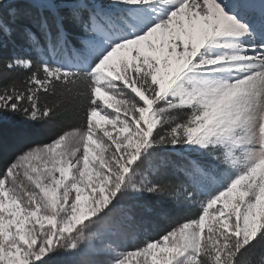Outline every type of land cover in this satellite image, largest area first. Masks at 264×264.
<instances>
[{
    "label": "snow or ice",
    "instance_id": "obj_1",
    "mask_svg": "<svg viewBox=\"0 0 264 264\" xmlns=\"http://www.w3.org/2000/svg\"><path fill=\"white\" fill-rule=\"evenodd\" d=\"M258 246L264 0H0V264Z\"/></svg>",
    "mask_w": 264,
    "mask_h": 264
},
{
    "label": "trees",
    "instance_id": "obj_2",
    "mask_svg": "<svg viewBox=\"0 0 264 264\" xmlns=\"http://www.w3.org/2000/svg\"><path fill=\"white\" fill-rule=\"evenodd\" d=\"M177 222V218L173 217L172 219L165 218L158 225L154 226L151 230L148 231L146 237H142L141 240L145 238H159L165 230L170 229ZM264 258V247H257L253 255L250 257L255 264H259V261Z\"/></svg>",
    "mask_w": 264,
    "mask_h": 264
}]
</instances>
